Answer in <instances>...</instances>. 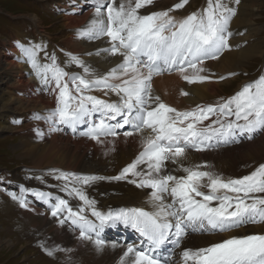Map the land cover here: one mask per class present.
Returning a JSON list of instances; mask_svg holds the SVG:
<instances>
[{"label":"snow or ice","instance_id":"snow-or-ice-1","mask_svg":"<svg viewBox=\"0 0 264 264\" xmlns=\"http://www.w3.org/2000/svg\"><path fill=\"white\" fill-rule=\"evenodd\" d=\"M230 2L240 4V0ZM153 3L95 0L94 16L78 35L89 41L107 38L108 47L86 54L119 58L104 73L77 54L65 53L61 62L43 44H18L40 81L38 91L56 97L55 108L34 115L49 125V133L67 128L102 146L108 138L114 145L120 136H135L141 150L112 177L50 170L61 182L50 187L77 200L75 208L63 196L23 186L20 195L11 194L12 199L27 208L25 197L31 193L48 204L61 226L67 224L79 233V240L92 243L98 251L106 245L101 236L106 227L121 224L134 230L139 239L126 244L119 264H264V232L232 235L207 247L184 249L179 262L172 260L174 249L190 232L215 235L264 225V163L241 177H225L207 162H192L189 155L243 138L251 140L254 133L264 132V75L212 104L190 109L168 104L155 92L154 78L176 74L188 84L213 82L206 62L219 60L231 50L234 33L230 25L237 8L229 6V0H206L204 8L177 19L170 13L189 3L180 0L170 9L141 14V9ZM71 67L81 71H68ZM180 94L190 93L182 89ZM36 131L43 138L45 134ZM36 179L44 182L43 177ZM104 180L127 181L147 189L151 210L101 211L86 189ZM166 245L172 248L165 249ZM41 247L48 256L72 252L58 245L44 247V242Z\"/></svg>","mask_w":264,"mask_h":264},{"label":"bare ground","instance_id":"bare-ground-1","mask_svg":"<svg viewBox=\"0 0 264 264\" xmlns=\"http://www.w3.org/2000/svg\"><path fill=\"white\" fill-rule=\"evenodd\" d=\"M49 1L50 4H48V6L50 8L56 12L60 11L62 13V24L66 30V36L58 43V47L51 42V35H49L51 37L44 35L46 32L43 27L42 29L38 27L39 25L36 18L30 20L35 26L33 33V35H35L34 42H30L28 39L29 29L24 36H16L6 42L0 40V85H3L2 90H4V96L0 100V107L2 108L1 110L3 113L1 116H6L7 120L11 119L9 116H16L13 118L15 121L14 127L9 125L7 120L4 121L1 118L0 121H2L4 125L0 127V130H9L13 132L21 131L20 133H23L25 136H23L25 141L22 142L23 144L20 147L21 157H29L32 160V166L26 170L23 169L22 175L16 174V181L14 180V182L20 185V189L21 186H23L24 188L32 187L33 189L52 192L54 195L63 196L64 198L69 199L70 205L75 208L77 200L60 192L58 187H50L61 183L53 178V175L50 174V170H60L63 172H67L66 170H68L82 175H97L105 177L116 176L125 166L136 158L141 147L137 137L124 138L123 136H120L115 142H122L130 139L135 140L131 149L125 148L123 153L126 158L124 160L118 159L120 155L118 153H111L104 157L99 155L92 159L90 158L88 151H91L92 147L97 145L95 141L84 138L77 139L70 133H49V125L43 120H36L34 118V115L37 113L43 115L46 114L48 110L55 108L56 97L43 90L38 91V89H41L40 87H42L40 81L33 74L31 66L25 62V58L23 57L18 44H43L46 46V51L51 48V51L56 53L61 62L66 59L65 53L77 54L87 63H90L97 68L100 73L107 72L109 68L119 62L118 57L106 58L103 54L99 57L95 55H86L89 52L95 53L99 48L108 47L107 38L97 41L83 42V38L78 35V30L83 29L94 16L95 0H90L91 5L89 3L86 6L85 4L83 5L82 8L86 13L81 16L74 15L72 11H68L63 4V0ZM174 1L175 0H163L159 5L162 7V5H165L167 2L170 4ZM155 3L157 4L158 0ZM257 6L258 0H240V4L235 5V7H239L240 10L232 19L230 25V30L234 33L229 41L232 45L231 50L226 51L219 60L206 62L207 67L210 69V73L214 74L213 79H217L219 76H228L229 73H236L241 70L240 68H242L244 60L262 54V48L259 49L258 45H256L258 28L255 26V16L257 15ZM204 7L205 6H202L199 9L191 8V10L196 12ZM173 16L180 19L185 17L186 14L179 13L173 14ZM60 44L64 45L61 47ZM40 55L43 60L44 53H41ZM75 69L76 67H71L68 71H81H76ZM234 77L236 78V76H229L225 80H217V83L208 82L204 84H188L176 74L163 75L154 78L153 88L168 104L178 109H190L194 108L197 104H212L216 98L228 97L222 95L223 86L226 84L231 85L235 80ZM222 81L223 83H219ZM182 89L190 94L188 96H182L180 94ZM101 94L102 93H97L96 95ZM11 111L17 112L18 114L9 113ZM23 112L26 113L22 114L21 118V113ZM21 125L26 128H21ZM37 129L45 134L43 138L38 136ZM111 140L112 138H108L105 143H110ZM242 143H244V140L240 139L238 143H234L235 145L231 147L203 152H190V160L194 163L207 162L216 172L223 174V176L235 177L231 171L238 169V164L241 161L242 163L250 162L261 156L264 157V141L257 145L254 144V142H249V148L247 152H243V154L240 152L241 146H239ZM117 148H122V144ZM236 150H239V154H234ZM228 153H230V155H228ZM132 155L133 157H131ZM115 166L119 167L112 173H107L102 170L106 168L111 171ZM97 168H100L101 170L96 171ZM29 169H31V171H27ZM36 177H43L44 182L42 183L40 180L36 179ZM86 190L89 197L96 198L97 207L102 210L106 209L108 206L112 207L110 206L113 205L112 203L120 205L122 208L132 207L133 205L145 206L141 204L142 202L151 206L148 203V190L137 188L135 185H131V183L126 181H99L91 187H88ZM116 192L124 195L125 200L133 201L135 203H122L111 199L104 201L105 197L108 198ZM28 194L29 193L26 195ZM29 199L41 201L32 194ZM41 202L49 209L47 203L43 201ZM28 205L27 208H24L25 213L31 212L33 215H40L42 213L43 215H46L44 219L47 220L50 215V218L53 220L50 227L57 229L56 234H58V240L56 243L58 242L67 246V249H72V252L75 254V261L73 262L71 259L70 264H119L120 257L123 254L127 243L120 244L116 242V239L111 238L106 241L103 251H98L92 243L79 240V233L70 230L67 224L61 226L58 223L57 218L52 217L51 212L36 207L32 202L28 203ZM248 230L264 231V225L241 228L232 233L222 234V236L191 233L186 236L184 245L188 249L195 250L199 247L209 245L221 238L229 237L234 234L240 235L246 233ZM113 244L117 245V247L113 248Z\"/></svg>","mask_w":264,"mask_h":264},{"label":"rangeland","instance_id":"rangeland-1","mask_svg":"<svg viewBox=\"0 0 264 264\" xmlns=\"http://www.w3.org/2000/svg\"><path fill=\"white\" fill-rule=\"evenodd\" d=\"M156 1L157 0H154V3L148 6L147 8L141 9V13L148 14L152 11H163L165 10V8L170 9L176 3L180 2V0H175L173 3L170 4L169 2H167L161 7L159 4L163 0H158L157 4L155 3ZM49 2V0H0V40H4L6 42L7 40L12 39L13 37L22 35L24 36L26 35L25 33L27 32V30L29 29L28 39L30 42H34L35 35H33V33L35 26L30 20H32V18H36L37 23L39 25L38 27L40 29H42L43 27L46 32V34L44 35H51L52 37H49H51L52 41L57 42L56 44H54L58 47V43L61 42L66 36V30L64 25L62 24V13L60 11L56 12L52 8H50L48 6V4H50ZM88 3L91 5L90 0H63V4L66 9L68 11H72L74 15L77 16L85 15L86 11H84L82 7L84 4L86 6ZM191 4L192 7L199 9L202 6H206V0H190L189 5ZM229 4V6L232 5V7H235V5L230 2V0ZM189 5H186L185 9H183V11H180L179 13L186 14V16L192 13L193 10L189 9ZM257 8V15L255 16V26L258 28L256 34V45H258L259 49L262 48V54H258L255 57L253 56L250 57V59L248 58L247 60H244V62L242 63V68H240L241 70L238 69L239 71L236 72L237 75H235L236 78L234 77V82L231 83L232 86L228 84L223 86L224 88L222 90V95L230 97L234 95L237 91H239L244 84L254 81L258 79L261 75H264V0H258ZM239 10V7H237V13L239 12ZM88 41L89 40L83 38V42ZM63 45L64 44H60L61 47ZM75 70L78 71L80 69L76 68ZM213 82L217 83V79H213ZM219 83H223V81ZM2 87L3 85H0V100L4 96V90H2ZM217 100L218 98H216L212 103L216 102ZM1 109L2 108L0 107V120L2 118L4 121H6V116H1L3 114ZM9 113L18 114L17 112L12 111ZM25 113L26 112L21 113V118L22 114ZM9 117L11 119L7 120V122L9 125H12V127H14L15 121L13 118L16 116L12 115ZM2 125H4V123L0 121V127ZM21 128L26 127L21 125ZM20 132L21 131L13 132L9 130H0L1 179L13 180L14 182L16 174L22 175L23 169L26 170L32 166V160L29 157H21L20 147L23 144L22 142L25 141V136L23 135V133ZM134 141V139L124 140L122 142H115L114 145L112 144V142H110L105 143V145L103 146L97 144L96 146L92 147L91 151H87L89 152V156L92 159L99 155L104 157L111 153H118L120 154L118 159L124 160L126 158L123 153L125 151V148L131 149L134 144ZM262 141H264V132H261L260 135L255 137L252 141H246L242 143L243 145H239L241 146L240 152L242 154L243 152H247L249 148V142H254V144L257 145ZM121 144L122 148H117ZM234 154H239V150H236ZM133 155L131 157H133ZM228 155H230V153H228ZM262 158L264 157L261 156L260 158H256L255 160H251L250 162L242 163L241 161L238 164L239 168L232 170L233 172L231 171V173L235 177H241L243 175L249 174L259 164L264 163V159ZM118 167L119 166H115V168L111 171L106 168L102 170L107 173H112ZM100 170V168L96 169V171ZM27 171H31V169ZM66 171L71 172L68 170ZM15 184L16 185H12L10 183L8 185L12 186H9L7 188L0 186V264H70L71 259L74 262L76 258L74 252H58L55 256H48L46 254L44 249L41 247V242H44V247L49 248L58 245L62 248L67 249V246L62 245L58 242V244L56 243V241L58 240V234H56L57 229L50 227L53 222V220L50 218V215L47 220L44 219L46 215H43L42 213L40 215H33L31 214V212L25 213L24 208L20 207L18 201L12 199V193L18 195L19 191H21L20 185H18V183ZM110 199L122 203H135L133 201L125 200L124 195H121L117 192L108 198L105 197L104 201ZM34 204L36 205V207L49 212V210L45 207H41L36 203ZM141 204L147 206L148 208H151V206H149L145 202H142Z\"/></svg>","mask_w":264,"mask_h":264}]
</instances>
